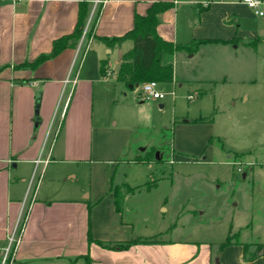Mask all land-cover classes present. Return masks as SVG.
Masks as SVG:
<instances>
[{
  "label": "crops",
  "instance_id": "1",
  "mask_svg": "<svg viewBox=\"0 0 264 264\" xmlns=\"http://www.w3.org/2000/svg\"><path fill=\"white\" fill-rule=\"evenodd\" d=\"M79 1L0 0V258L14 232L11 264H264L243 248L264 242V223L254 232L232 215L220 234L204 226L197 228L208 236L179 235L173 226L146 237L132 220H124L123 211L116 212L112 192L124 184L137 187L125 195L126 206L144 187L130 179L135 175L116 178L134 125L154 127L158 110L174 100L172 90L211 96L221 83L231 87L227 111L240 105L237 131L244 143L226 158L232 171L236 165L248 178L253 202L263 198L264 16L241 0H105L94 10L89 0L86 21L92 23L98 13L96 36H122L133 27L135 14H146L153 2L172 1L158 14L157 35L173 44L208 40L193 53L175 51L172 80L158 81L171 91L163 99L145 100L137 85L130 88L117 77L122 55L133 47L130 38L108 44L84 34L35 68L29 65L49 54L56 38L73 31ZM175 114L173 124L179 126ZM185 148L180 164L215 159V152L202 156ZM128 150L129 161L140 158ZM38 170L46 177L32 197ZM132 239L139 242L124 249L93 241Z\"/></svg>",
  "mask_w": 264,
  "mask_h": 264
},
{
  "label": "rangeland",
  "instance_id": "2",
  "mask_svg": "<svg viewBox=\"0 0 264 264\" xmlns=\"http://www.w3.org/2000/svg\"><path fill=\"white\" fill-rule=\"evenodd\" d=\"M91 24L90 21L89 29ZM163 86L159 83L165 92L172 89ZM230 89L226 84L217 83L211 96L207 92L206 96L190 99L184 87L177 88L173 102L166 103L156 113L154 127L143 123L134 125L128 149L140 158H136L134 163L129 161L126 155L130 152L127 149L120 158L124 159V163L120 164L116 178L122 174L126 177L135 175L130 179L136 185L144 184L139 194L135 193L126 206L122 205L124 220H132L136 231L149 237L167 228L170 232L174 226V232L179 235L208 236L197 227L216 228L214 232L220 234V227L227 226L232 215L235 221L238 218L241 223H250L254 232L264 223V196L261 200L254 198L253 202L248 178L242 177L236 165L232 171V164L226 158L227 154L237 150L235 147L242 148L244 145L237 131L240 127V105L232 112L227 111L231 108ZM137 92L140 94L139 90ZM174 110L179 126L173 124ZM183 119H188V122L184 123ZM232 126H236V130ZM200 145H204L203 148L199 149ZM181 147L202 156L215 152V159L208 163L190 158L180 164ZM218 159L224 162L219 163ZM171 160L174 163L171 164ZM40 172L35 173L34 184ZM45 177L46 172H43L41 180ZM127 189L119 186L121 193ZM257 245H246V254L254 256Z\"/></svg>",
  "mask_w": 264,
  "mask_h": 264
},
{
  "label": "trees",
  "instance_id": "3",
  "mask_svg": "<svg viewBox=\"0 0 264 264\" xmlns=\"http://www.w3.org/2000/svg\"><path fill=\"white\" fill-rule=\"evenodd\" d=\"M88 5L89 0L79 1L78 16L73 31L69 34L56 38L53 41L52 51L49 54L39 55L29 64L32 68L38 66L42 61L56 56L69 45L70 41L71 44H74V42H76L81 37L88 13ZM172 6V1L153 2L148 7L146 14L134 15V24L129 31H127L124 35L117 37H102L96 36L93 33L95 20L98 13L96 14L87 33L88 37H94L108 44L120 42L126 38H130L133 41L132 49L122 55V62L117 75L118 79L126 83L128 86H134L135 84H140L150 80L161 82L171 81L173 66L171 57L173 53L178 50H185L188 53H193L201 43L208 41L198 40L184 45L173 44L172 42H168L160 38L156 33L158 14ZM101 70L103 71V69ZM123 186L128 188L124 193L119 191V187H114L112 190L115 210L118 213L122 211L125 195L127 193H134V191L137 189V187H130L127 184H124ZM147 187H149L148 184ZM93 241L100 246L116 249H124L131 244L139 242L138 239H132L114 244L105 243L100 240ZM229 243L230 240L227 239L221 246L223 247ZM243 248L245 252L246 246L244 245ZM254 256H261L264 260V242L260 245H257ZM86 264H89V262H86Z\"/></svg>",
  "mask_w": 264,
  "mask_h": 264
},
{
  "label": "built area",
  "instance_id": "4",
  "mask_svg": "<svg viewBox=\"0 0 264 264\" xmlns=\"http://www.w3.org/2000/svg\"><path fill=\"white\" fill-rule=\"evenodd\" d=\"M105 0H91L93 4L92 10H94L95 6L98 4L104 2ZM242 3H244L252 12L253 14L257 16H264V0H241ZM90 21L89 19L87 20L85 27L83 29L82 35H86V32L89 29ZM137 90H139V95L142 99L149 100V99H154V100H160L163 99L166 96V92L162 91L158 87V81L156 80H150L143 82L141 84H137ZM170 94L172 96H175V91H171ZM188 98H193V95H188ZM46 161V160H45ZM43 161L38 160L37 163H41ZM172 162V161H171ZM35 174L32 177V180L34 179ZM42 177V171L40 172L36 183H32L31 186V195L32 197L35 195L36 189L38 187V184L41 180ZM17 238L14 236V232L10 235L9 237V245L7 248H5L3 255L0 258V264H11L12 262V255H13V245L15 243Z\"/></svg>",
  "mask_w": 264,
  "mask_h": 264
},
{
  "label": "water",
  "instance_id": "5",
  "mask_svg": "<svg viewBox=\"0 0 264 264\" xmlns=\"http://www.w3.org/2000/svg\"><path fill=\"white\" fill-rule=\"evenodd\" d=\"M135 85H137V84H135ZM129 87H130V88H133L134 86H132V85H129Z\"/></svg>",
  "mask_w": 264,
  "mask_h": 264
}]
</instances>
